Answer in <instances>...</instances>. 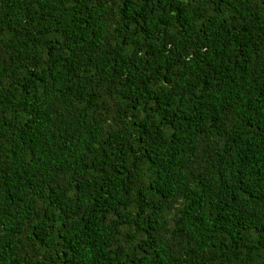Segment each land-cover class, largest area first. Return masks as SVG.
<instances>
[{
    "label": "trees",
    "instance_id": "obj_1",
    "mask_svg": "<svg viewBox=\"0 0 264 264\" xmlns=\"http://www.w3.org/2000/svg\"><path fill=\"white\" fill-rule=\"evenodd\" d=\"M0 264H264V0H0Z\"/></svg>",
    "mask_w": 264,
    "mask_h": 264
}]
</instances>
